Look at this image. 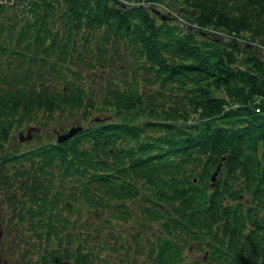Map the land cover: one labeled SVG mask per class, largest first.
Returning <instances> with one entry per match:
<instances>
[{"label": "trees", "instance_id": "trees-1", "mask_svg": "<svg viewBox=\"0 0 264 264\" xmlns=\"http://www.w3.org/2000/svg\"><path fill=\"white\" fill-rule=\"evenodd\" d=\"M158 1L0 0L16 264H264V0Z\"/></svg>", "mask_w": 264, "mask_h": 264}, {"label": "rangeland", "instance_id": "rangeland-1", "mask_svg": "<svg viewBox=\"0 0 264 264\" xmlns=\"http://www.w3.org/2000/svg\"><path fill=\"white\" fill-rule=\"evenodd\" d=\"M178 4H179V1H177V0H174V1H172V0H159L158 1V3L155 5V6H157V7H155V9H157L159 12H160V14L161 15H163V16H171L174 20H175V24H178V25H180V26H185L186 27V25H189V26H192V24H189V22H186L185 20H184V18H182V17H180V14H179V11L177 10V6H178ZM261 49V48H260ZM261 53H262V50H261ZM260 57H261V59H264L263 57H264V54L262 53V54H260ZM129 72H131L130 70H128ZM88 73L89 74H91V71H88ZM97 77H98V75H97ZM30 125H27L25 128H23V129H21V128H19V129H17L16 130V132H15V135H16V139H17V141H22L21 139H20V137H19V132H23V135H27L26 134V130H27V127H29ZM35 129H36V127H35ZM50 130H53V128H51ZM33 132V131H32ZM37 132V134L40 136V138L41 139H47V137H49L50 135L48 134V132H49V125L47 126V127H43V128H38V130L36 131ZM47 132V133H46ZM31 135H32V137H31V139L30 138H27V139H25V140H23L22 142H24V141H26L24 144H26V147L27 146H29V145H31L32 143H33V141H31L32 140V138H34L35 136H34V134L33 133H31ZM62 136L63 135H61L59 138H62ZM53 137H55L56 138V133H55V135H53ZM10 141V140H9ZM8 141V142H9ZM31 141V142H30ZM30 142V143H29ZM10 143H12V141H10ZM98 220L99 219H95V218H89V220H88V225H89V228L91 229L92 228V230H90V231H80L79 232V234L81 233V232H86V234L88 235L85 239H87L94 231H95V229H96V227H99V229H100V225L98 224ZM14 231H15V228H14V226L13 225H0V264H7V259L9 260V261H11L12 262V264H16V261L14 260V259H12L11 258V256H9L8 257V250H7V244L12 240V244L13 245H16V246H18V243H19V245H20V248H21V246L22 247H25V245L27 244V243H23L22 242V238L23 237H25V236H27V234H26V232H22L21 233V235H14L13 233H14ZM9 234H10V239H8L7 240V238H8V236H9ZM23 234H25V235H23ZM95 234V233H94ZM2 235H3V237H2ZM11 235L13 236V238L11 237ZM100 236H101V234H100ZM104 236V235H103ZM29 237H30V235H29ZM82 237H83V235L82 234H80V237L78 238V241H82ZM47 240V239H46ZM46 240H43V239H41V241H42V243H45L46 242ZM88 240H89V243H90V245L89 246H91L92 248H94L95 246H96V241L94 240V238L93 237H89L88 238ZM48 241V240H47ZM29 242L31 243V247L29 248V252H32L33 251V246L34 245H36V244H38V240L37 239H35V238H32L31 239V241L29 240ZM4 243V251H3V249H2V244ZM11 247H13V249H17L15 246H11ZM37 256H35V258H36ZM34 258V259H35ZM11 259V260H10ZM65 259V258H64ZM33 260V259H32ZM66 261H64L63 260V264H72V262H70L68 259H65ZM191 260H192V258L191 257H188L187 258V261L188 262H191ZM23 264V263H22ZM31 264H38V262H36V261H32V263ZM61 264V263H60Z\"/></svg>", "mask_w": 264, "mask_h": 264}, {"label": "water", "instance_id": "water-1", "mask_svg": "<svg viewBox=\"0 0 264 264\" xmlns=\"http://www.w3.org/2000/svg\"><path fill=\"white\" fill-rule=\"evenodd\" d=\"M153 11L156 13V14H158V15H160V17L162 18V19H171L170 17L169 18H167L166 16H163V15H161L160 14V12L157 10V9H153ZM31 127L28 129V131H27V135H23L22 133H19V137H20V139L23 141V140H25V139H27V138H30V134H29V132L31 131ZM78 129L77 128H71L70 129V131L66 134V135H63L62 136V138H58V141H61L62 139H64V138H67V137H70L74 132H76Z\"/></svg>", "mask_w": 264, "mask_h": 264}]
</instances>
